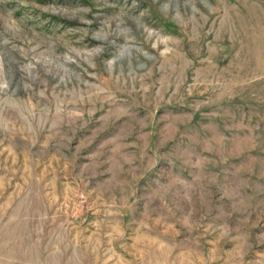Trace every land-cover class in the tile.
<instances>
[{
	"label": "rangeland",
	"instance_id": "374dc122",
	"mask_svg": "<svg viewBox=\"0 0 264 264\" xmlns=\"http://www.w3.org/2000/svg\"><path fill=\"white\" fill-rule=\"evenodd\" d=\"M0 264H264V0H0Z\"/></svg>",
	"mask_w": 264,
	"mask_h": 264
}]
</instances>
